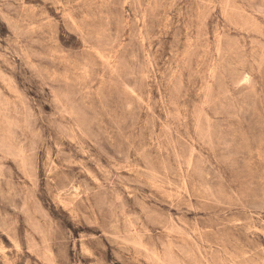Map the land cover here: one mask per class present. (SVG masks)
Instances as JSON below:
<instances>
[{
  "label": "rangeland",
  "instance_id": "374dc122",
  "mask_svg": "<svg viewBox=\"0 0 264 264\" xmlns=\"http://www.w3.org/2000/svg\"><path fill=\"white\" fill-rule=\"evenodd\" d=\"M0 264H264V0H0Z\"/></svg>",
  "mask_w": 264,
  "mask_h": 264
}]
</instances>
